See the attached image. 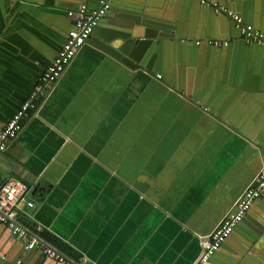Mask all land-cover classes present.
<instances>
[{
  "label": "crops",
  "instance_id": "crops-1",
  "mask_svg": "<svg viewBox=\"0 0 264 264\" xmlns=\"http://www.w3.org/2000/svg\"><path fill=\"white\" fill-rule=\"evenodd\" d=\"M233 1L219 3L233 9ZM29 3L0 0V131L73 26L60 0ZM169 5L180 21L198 22L193 3ZM204 56L190 58L187 95L160 73L130 68L87 42L0 154V186L11 177L33 186L39 199L32 226L71 247L81 264H195L199 237L215 231L264 169V66L245 44H232L214 68L222 81L206 96ZM225 72L240 84L225 82ZM258 209L264 211L262 196ZM247 228L234 231L214 260L231 264ZM19 248L0 225V252ZM42 257L22 252L16 262ZM239 264H264V250L258 245Z\"/></svg>",
  "mask_w": 264,
  "mask_h": 264
},
{
  "label": "water",
  "instance_id": "water-1",
  "mask_svg": "<svg viewBox=\"0 0 264 264\" xmlns=\"http://www.w3.org/2000/svg\"><path fill=\"white\" fill-rule=\"evenodd\" d=\"M92 1L97 2L95 7H91ZM176 1L178 3L182 0ZM187 1L194 4L198 16V22L192 25L180 21L177 8L173 6L174 4L172 6L169 5L173 0H160L158 4H155V1L152 0H112L107 14L101 18L88 42L109 53L130 68H143L149 72L160 73L163 80L179 90H186L187 95H191V89L187 88L185 84H192V66L194 64L190 62V58L195 52L205 54L203 58L199 59L202 60V66L205 64L202 71H200V73H203V76L199 75L205 78L201 89H207L205 91L206 96L210 94L211 90L213 92L216 90V86H218L216 81H222L215 79L214 73L219 71L214 70V68H221L225 50L230 49L232 44H245L251 55H253V58L260 59L262 66H264V47L253 41H247L243 37L241 29L226 14L217 13L213 7L201 4V0ZM23 2H32L29 4H34L36 0H23ZM60 2L59 5L62 8L70 11L79 9L84 0H60ZM219 2L222 3L225 0H220ZM235 2H237L236 5ZM98 3L99 0H90L89 10L96 9ZM232 8L230 9L243 16L247 24L253 25L255 29L264 34V0H246V2L245 0H234ZM229 32L231 34L230 37L228 35ZM192 37L195 39L189 41V38L191 39ZM217 39H231L233 41L231 43L226 42L227 44L221 46L205 42V40L219 41ZM197 41H202V43L198 45ZM185 58L187 61L184 60ZM187 64L189 67L185 69V65ZM225 76L227 78V81L224 79L225 82L231 85H235L236 82L240 84L241 82L236 77L231 80L226 72ZM213 80H215L214 84H212ZM190 97L194 101H198L205 109H211L208 102H204V98L203 100L196 99V94ZM261 125H263L262 122L259 124L260 131L262 130ZM36 191L39 193L40 188H37ZM262 197L264 199V193ZM38 199L39 196L36 197L37 201ZM259 201L260 198L254 203L244 220L235 229V231H240L239 228L242 225L248 227V231L242 234L241 241L236 247L238 253H235L231 264H239L243 256H250L252 250L258 245L261 246L262 252L264 250V211L262 213L259 212ZM255 211L261 214V217L258 215L259 221L254 219ZM0 225L5 229L8 228L2 223ZM234 233L227 239L219 251H227L228 241ZM12 239L20 248L17 254L7 253V251L5 253L4 251L0 252V257L5 256L7 263L15 264L22 252L33 253L35 251L42 257L40 250H26L25 246L27 242L17 238L13 234ZM46 244L49 245L48 243ZM214 257L205 264H219L220 262L217 259L214 260ZM69 260L74 262L72 259ZM21 262L27 264L26 259H22ZM39 264L63 263L42 257Z\"/></svg>",
  "mask_w": 264,
  "mask_h": 264
},
{
  "label": "built area",
  "instance_id": "built-area-1",
  "mask_svg": "<svg viewBox=\"0 0 264 264\" xmlns=\"http://www.w3.org/2000/svg\"><path fill=\"white\" fill-rule=\"evenodd\" d=\"M111 1L99 0L98 7L89 10L90 0H84L79 9L67 12L68 17L73 20V26L67 39L52 62L41 73L35 89L0 131V154L5 153L9 145L18 138L28 119L35 114L42 100L48 95L49 89L62 78L77 54L87 44L93 30L97 27L101 18L107 14ZM201 4L213 7L217 13L226 14L241 29V33L247 41H253L264 47V34L255 29L253 25L247 24L242 15L215 0H201ZM205 42L217 46L227 44L226 42L212 40H205ZM201 43L202 41H197L198 45ZM157 78H161V75H157ZM263 193L264 169L258 175L257 185L250 186L244 191L234 210L223 219L215 231L208 236L199 237L201 252L195 264H205L216 255ZM32 194L33 186L14 177L8 178L0 186V223L6 225L14 236L27 242L26 250H40L45 258L59 263L81 264L73 259L74 262H71L69 256L49 243L47 245V242L39 236V232L43 231L42 227L32 226L38 205ZM1 259L6 261L5 256ZM15 264L21 263L16 262Z\"/></svg>",
  "mask_w": 264,
  "mask_h": 264
},
{
  "label": "trees",
  "instance_id": "trees-1",
  "mask_svg": "<svg viewBox=\"0 0 264 264\" xmlns=\"http://www.w3.org/2000/svg\"><path fill=\"white\" fill-rule=\"evenodd\" d=\"M26 225H28L26 223ZM39 236L47 243H49L50 245L54 246L55 248H57L59 251L63 252L64 254H66L67 256H69L71 259H73L74 261H79L81 256H78L73 249H71V247H69L68 245L64 244L63 242L59 241V239H57L56 237H54L51 233H49L46 230H43L41 232H39ZM1 259V258H0ZM2 260V259H1ZM0 260V264H7L5 262H2Z\"/></svg>",
  "mask_w": 264,
  "mask_h": 264
}]
</instances>
